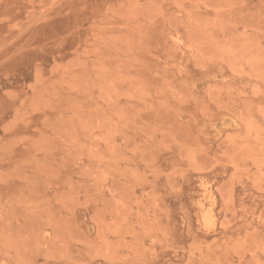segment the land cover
Returning <instances> with one entry per match:
<instances>
[{"label": "rangeland", "instance_id": "1", "mask_svg": "<svg viewBox=\"0 0 264 264\" xmlns=\"http://www.w3.org/2000/svg\"><path fill=\"white\" fill-rule=\"evenodd\" d=\"M0 264H264V0H0Z\"/></svg>", "mask_w": 264, "mask_h": 264}]
</instances>
